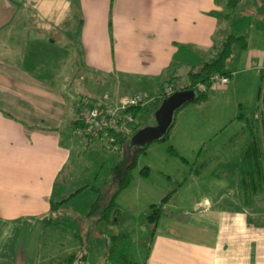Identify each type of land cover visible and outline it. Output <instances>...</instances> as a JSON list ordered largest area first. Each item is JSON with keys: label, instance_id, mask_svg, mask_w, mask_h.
Instances as JSON below:
<instances>
[{"label": "crops", "instance_id": "0c3cea01", "mask_svg": "<svg viewBox=\"0 0 264 264\" xmlns=\"http://www.w3.org/2000/svg\"><path fill=\"white\" fill-rule=\"evenodd\" d=\"M229 1L78 0L79 26L71 36L62 31L69 20L46 19H55L59 7L47 8L41 19L38 7L30 21L23 0H0V264H76L82 251L88 264H124L125 258L137 264H264V142L256 134L261 129L264 136V125L254 119L264 65L252 119L242 105L233 115L210 113L208 106L233 88L232 71V83L177 115L168 143L190 164L168 154V165L176 160L181 166L164 174L168 194H176L157 230L146 215L161 202L153 201L159 194L151 189L144 200L143 232L153 235L144 258L123 249L133 235L121 229L130 210L122 196L132 182L117 196L119 213L110 220L103 219V209L115 184L93 187L95 198L85 212L72 205L90 187L68 185L74 152L94 143L76 133L77 105L94 99L63 92L71 86L55 80L60 71L54 62H81L84 71L73 69L68 79L72 87L78 74L116 82L120 98L104 100L138 91L153 100L180 79L187 84L178 88L191 84L190 72L219 42ZM215 122L220 130L213 133ZM196 139L200 143L192 146ZM221 160L227 166L210 180L214 161ZM62 177L68 178L64 187ZM99 197L102 210L90 215ZM131 218L141 223V216Z\"/></svg>", "mask_w": 264, "mask_h": 264}, {"label": "rangeland", "instance_id": "374dc122", "mask_svg": "<svg viewBox=\"0 0 264 264\" xmlns=\"http://www.w3.org/2000/svg\"><path fill=\"white\" fill-rule=\"evenodd\" d=\"M23 1L26 8L30 10L28 11V20H36L34 16L37 15L36 11L38 7L42 8L43 6L42 12L39 11L40 13L38 14L39 19H41L43 15H45V17L48 16L47 8L54 6L56 10L59 7V10L56 11L55 19H53V16L51 15L46 19H50L52 22H55V20H69V24L64 26L62 31L66 33L70 32L71 36H74L75 31L78 30L80 18L78 0ZM229 14L231 15L230 17ZM222 19L224 22L222 32L218 37L219 42L213 50V53L210 56H207V61L216 57L220 53L222 43L230 34L245 36L248 39L249 47L246 50H240L238 47H235L234 55L228 66V70L233 72V88L229 93L219 95V99L217 101H213L208 107L212 108L210 113L213 112L215 115L221 114L225 111H231L230 115H233V110L236 109L239 111L238 108L242 105L244 114L248 118L252 119L253 111L256 105V96L254 93L257 91L259 84H261L262 65H264V0H243L235 11L231 10L226 12L224 18ZM33 32L35 31L33 30ZM72 38L73 37H71V39ZM66 47L64 45L60 46L63 50ZM243 54H248L246 60H244ZM54 63L57 64L58 62L55 61ZM55 64H53L54 70L58 69L60 71L59 77H56L55 80H57L59 84L67 82L69 83L67 84V87H69V85L71 86L68 90L67 88L66 90H62L63 92H70V95L75 94V92L79 95L81 93H87V95L99 103H104V101L108 103L107 99L104 100L106 95L114 98L115 100L120 98V92L117 91L116 82H112L108 78L107 80L104 78L100 80L98 76L93 75L92 77L91 75L78 74V76L74 78L75 83L72 87V84L68 82V79H70L73 69H76L77 73H82L84 71L81 62H79L76 67L74 66L75 64L73 61L69 59L63 60L59 67H56ZM186 84L187 82L184 78L180 79L178 87L185 86ZM145 94L149 97L148 92H145ZM151 95L152 94H150V97ZM158 106L159 104L157 99L153 98V100L149 99L148 104L144 108L138 110L136 123L140 126L139 130L149 126H155L157 124L155 114ZM203 108L202 115L205 117L209 111L207 113L205 111V108L207 107ZM203 123V125H208L206 119ZM220 124H222V122ZM211 129L212 131H215L213 133L220 130H218L216 122L215 126H212ZM255 132L256 131H254V133ZM136 133H132L125 145L121 146L117 152L113 151L111 148H107L103 143H92L86 148L80 147V151L77 150L74 152V156L70 164L72 166V170L69 174L71 175L69 176L70 181L68 182V178L65 179L62 177L60 184L64 187L68 182L69 187L75 188V190L81 187L89 186V191L81 195L72 205L82 212H85L86 210L89 211V207L87 205H90L89 203H92L91 201L95 198V194L92 192L93 187L101 188L106 187L107 185L111 186L112 184H115L114 186L117 187L136 158V164L131 171L132 185L126 195L122 196L123 200L126 201L127 205L130 207V210L127 212V222L121 229L133 233L129 243H127L123 249L138 259L146 256L149 251V246L153 241L152 233L143 232V225L148 226L144 214L147 202L144 200L146 196L150 194L151 189H154L159 195L153 201H162L163 198L168 195V178H166V176H168V169H174L176 167L175 164L181 166V163L175 160L173 162L176 163L171 162L168 165V146L170 144L168 143V140L148 145L145 152L138 151L140 147L132 143L133 136ZM256 134L263 143L264 136L262 134V130L260 129ZM224 138L225 135L219 140H224ZM199 141L200 140L196 139L192 143V146L200 143ZM183 149L186 154L189 153L187 147H184ZM225 166H227V163L223 160L220 162L214 161L212 169L208 174V178L212 180L214 177H218L221 173L219 174L216 172L217 168ZM146 167L149 168L150 171L149 176L147 177L142 174V171ZM164 174H166V176H164ZM172 186L177 187L175 183L172 184ZM171 191L172 190L169 192ZM114 192L115 190L109 191V200ZM167 208L171 210L174 207H170V205H168ZM131 216H135L136 218L141 216V223L140 221L131 218ZM81 253H83V251ZM81 253L77 256L80 257ZM60 259L61 261L64 260L62 257ZM50 263L46 262V264Z\"/></svg>", "mask_w": 264, "mask_h": 264}, {"label": "built area", "instance_id": "2783aa9c", "mask_svg": "<svg viewBox=\"0 0 264 264\" xmlns=\"http://www.w3.org/2000/svg\"><path fill=\"white\" fill-rule=\"evenodd\" d=\"M264 70V67H263ZM231 77L226 74H213L206 83H198L196 90L208 93L227 87ZM176 92L174 85H168L162 90L165 96H172ZM108 103H98L83 98L77 105L76 133L94 143H103L107 148L117 152L121 147L122 138L129 135L136 124L135 110L144 108L149 98L144 91H138L119 101L107 98ZM259 104L254 112V119L264 125V80L260 91ZM111 101V102H110ZM77 264H88L84 255L78 258Z\"/></svg>", "mask_w": 264, "mask_h": 264}, {"label": "trees", "instance_id": "16d2710c", "mask_svg": "<svg viewBox=\"0 0 264 264\" xmlns=\"http://www.w3.org/2000/svg\"><path fill=\"white\" fill-rule=\"evenodd\" d=\"M242 2H243V0H230L228 6L232 11H235V9ZM230 16L231 15L229 14V17ZM248 45H249L248 39L245 36H237V35H233V34L228 35L226 37V39L224 40V42L222 43L220 53L216 57L212 58L209 61L204 62L199 70H197V71L193 70L190 72L189 77L191 80V84L189 86L184 87V88L175 87L176 92L177 91H187V90H193L196 92V98L192 102L186 104L183 108H185L189 105H192V104H201V103L206 102L210 98V92L200 93L197 90H195L196 85L200 82H202V83L208 82L210 77L216 73H222V74H226L229 76L232 75V73L229 72V70H228V66L232 60L233 55H234L235 47H238L241 50H245L246 48H248ZM163 89L164 88H162V90ZM162 90H160V92L156 96H154L155 99H157V102L159 104L156 111L161 107L164 100L168 98V96H166V95L164 96L161 93ZM182 109H180L176 112L172 127L170 128L167 135L159 141H163V140L169 141V139L171 137V131H172L173 127L175 126L176 117ZM138 110H140V109L135 110L136 118L138 116V113H137ZM139 127H140L139 124L136 123L133 126L131 133L129 135L125 136L124 138H122L120 145L121 146L125 145L127 140L130 138L131 134L139 131ZM147 147L144 149H139L138 151H144L145 152L147 150ZM168 154L173 156V157L179 158L181 161H183L186 164H190V162L186 158L182 157L172 145L168 146ZM135 164H136V158L134 159L133 163L129 167L124 178L119 182L115 192L113 193V195L111 196V199L109 200V203L103 209V219L104 220H110V218H111L110 216L114 215L116 217L117 214L119 213V210H117V204H116L117 196L119 195V193L121 191L126 189L128 187V185L131 183V180H132L131 171H132L133 167L135 166ZM148 172H149V168L146 167L142 171V174L147 175ZM175 194H176V190L170 192L160 203L150 206V208L147 212V215H146V219H147L148 224L151 225V227L153 228V230H157V228L159 227L160 222L165 215L166 206L171 202V200L174 198ZM101 200H102L101 197H99L98 201H96L93 204L90 215H94L98 211L102 210L103 204H102ZM124 264H137V263L129 260L128 258H125Z\"/></svg>", "mask_w": 264, "mask_h": 264}, {"label": "water", "instance_id": "95a60500", "mask_svg": "<svg viewBox=\"0 0 264 264\" xmlns=\"http://www.w3.org/2000/svg\"><path fill=\"white\" fill-rule=\"evenodd\" d=\"M196 98L193 90L177 91L172 96L164 100L161 107L156 111L157 124L142 128L133 136V144L144 149L148 145L163 139L173 125L175 114L186 104Z\"/></svg>", "mask_w": 264, "mask_h": 264}, {"label": "bare ground", "instance_id": "6f19581e", "mask_svg": "<svg viewBox=\"0 0 264 264\" xmlns=\"http://www.w3.org/2000/svg\"><path fill=\"white\" fill-rule=\"evenodd\" d=\"M241 50V49H240ZM230 72V71H229ZM230 76H232V75H230ZM196 90V89H195ZM82 100V99H81ZM139 123V122H138Z\"/></svg>", "mask_w": 264, "mask_h": 264}]
</instances>
